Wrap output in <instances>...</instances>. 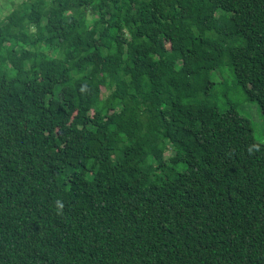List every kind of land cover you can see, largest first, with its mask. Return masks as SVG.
Returning a JSON list of instances; mask_svg holds the SVG:
<instances>
[{
	"label": "trees",
	"instance_id": "16d2710c",
	"mask_svg": "<svg viewBox=\"0 0 264 264\" xmlns=\"http://www.w3.org/2000/svg\"><path fill=\"white\" fill-rule=\"evenodd\" d=\"M14 12L0 22V264H264V138L229 101L238 90L264 114V0Z\"/></svg>",
	"mask_w": 264,
	"mask_h": 264
},
{
	"label": "rangeland",
	"instance_id": "374dc122",
	"mask_svg": "<svg viewBox=\"0 0 264 264\" xmlns=\"http://www.w3.org/2000/svg\"><path fill=\"white\" fill-rule=\"evenodd\" d=\"M23 0H0V22H8L11 26H13L16 23L17 20V14L14 12V9L20 4ZM186 14V12H185ZM184 14V15H185ZM91 18V13L88 14V19ZM221 23L227 27H229L228 21L225 20L224 17L220 18ZM229 29V28H228ZM45 44H43L44 46ZM48 52L53 53V50L48 48ZM96 62H100L101 58L97 57L95 55L91 56ZM17 65L22 66V62L20 60H17ZM214 78L217 79V73L213 74ZM223 76L227 77V74L224 73ZM179 79L182 80V76H179ZM230 86L233 85L232 79L229 80ZM235 91V90H234ZM220 95V94H219ZM103 96L108 100L110 103L112 101V96L108 93L103 94ZM225 97H219V102L223 103ZM230 102H237L238 103V109L239 111L249 117L251 120L253 127H254V133L255 137L258 139L264 138V114L260 110L258 104L256 102L248 101L247 98L241 94L238 90L235 91V93H232V90L230 92L229 96ZM109 115L112 116L116 121L118 120V114L114 110H110ZM146 119V116H144ZM60 135L63 138H66V131L65 129L60 131ZM169 155V154H167Z\"/></svg>",
	"mask_w": 264,
	"mask_h": 264
},
{
	"label": "clouds",
	"instance_id": "9594fccd",
	"mask_svg": "<svg viewBox=\"0 0 264 264\" xmlns=\"http://www.w3.org/2000/svg\"><path fill=\"white\" fill-rule=\"evenodd\" d=\"M57 207H58L59 209H62V208H63V204H62L61 202L57 201Z\"/></svg>",
	"mask_w": 264,
	"mask_h": 264
}]
</instances>
